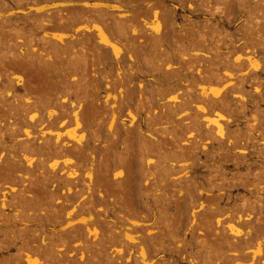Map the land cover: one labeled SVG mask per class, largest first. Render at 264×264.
<instances>
[{
	"label": "rangeland",
	"instance_id": "obj_1",
	"mask_svg": "<svg viewBox=\"0 0 264 264\" xmlns=\"http://www.w3.org/2000/svg\"><path fill=\"white\" fill-rule=\"evenodd\" d=\"M0 264H264V0H0Z\"/></svg>",
	"mask_w": 264,
	"mask_h": 264
},
{
	"label": "bare ground",
	"instance_id": "obj_2",
	"mask_svg": "<svg viewBox=\"0 0 264 264\" xmlns=\"http://www.w3.org/2000/svg\"><path fill=\"white\" fill-rule=\"evenodd\" d=\"M32 113V112H31ZM60 138V137H59ZM61 139V138H60Z\"/></svg>",
	"mask_w": 264,
	"mask_h": 264
}]
</instances>
